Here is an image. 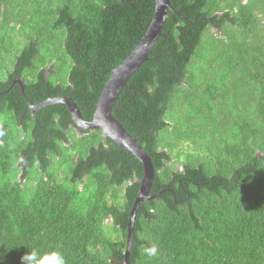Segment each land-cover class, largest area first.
I'll return each mask as SVG.
<instances>
[{
  "label": "trees",
  "instance_id": "1",
  "mask_svg": "<svg viewBox=\"0 0 264 264\" xmlns=\"http://www.w3.org/2000/svg\"><path fill=\"white\" fill-rule=\"evenodd\" d=\"M170 1L112 109L155 169L130 263L264 264V0ZM154 10L155 0H0V264L31 249L123 264L142 163L102 131L79 136L63 104L32 117L11 85L24 77L33 104L70 97L91 121Z\"/></svg>",
  "mask_w": 264,
  "mask_h": 264
},
{
  "label": "water",
  "instance_id": "2",
  "mask_svg": "<svg viewBox=\"0 0 264 264\" xmlns=\"http://www.w3.org/2000/svg\"><path fill=\"white\" fill-rule=\"evenodd\" d=\"M173 11L170 0H155V10L150 26L135 49L128 57L112 71L107 80L98 102L92 120L87 121L76 102L70 97L48 98L44 102L33 104L24 92V81L16 80L21 87L22 95L30 111L35 115L37 110L47 108L52 105L63 104L70 112V115L81 131H102L105 138L113 140L121 148H125L139 159L143 166V175L140 188L130 212L127 228V246L123 264H131L130 256L134 241V226L137 213L142 203L148 200H155L157 196H150L155 176V169L149 154L143 149L139 142L134 139L125 127L113 116L112 109L116 99L136 71L149 60L152 49L157 44L162 35L169 12Z\"/></svg>",
  "mask_w": 264,
  "mask_h": 264
},
{
  "label": "clouds",
  "instance_id": "3",
  "mask_svg": "<svg viewBox=\"0 0 264 264\" xmlns=\"http://www.w3.org/2000/svg\"><path fill=\"white\" fill-rule=\"evenodd\" d=\"M47 77H49V73L47 74ZM17 79H22L24 81V87H25V78L23 77H17ZM18 84V83H17ZM19 85V84H18ZM25 92V91H24ZM26 94V93H25ZM27 96V95H26ZM64 97V96H61ZM67 97V96H66ZM50 98V97H49ZM56 98V97H52ZM29 99V98H28ZM48 99V98H47ZM46 99V100H47ZM45 101V100H44ZM43 101V102H44ZM53 106V105H52ZM50 107V106H49ZM29 108V107H28ZM30 110V109H29ZM41 110V109H40ZM36 113V112H35ZM36 115V114H35ZM75 124V123H74ZM76 127V125H75ZM77 131L85 132L78 130ZM92 132V131H90ZM136 199V198H135ZM132 210V209H131ZM136 222V220H135ZM129 223V222H128ZM135 227V226H134ZM144 252L147 256L152 257L156 255V248L155 247H146L144 249ZM21 264H66V260L64 256L57 251H53L50 253L41 254L35 249H31L28 252H26L23 256H21Z\"/></svg>",
  "mask_w": 264,
  "mask_h": 264
},
{
  "label": "flooded vegetation",
  "instance_id": "4",
  "mask_svg": "<svg viewBox=\"0 0 264 264\" xmlns=\"http://www.w3.org/2000/svg\"><path fill=\"white\" fill-rule=\"evenodd\" d=\"M17 77H20V76H17ZM17 77L16 78H14L13 79V83H12V85H11V88H13V87H15V88H17L18 86L20 87V85H18L17 83H14L16 80H21V79H17ZM23 78V77H22ZM13 86V87H12ZM21 88V87H20ZM1 96V95H0ZM38 105V104H37ZM30 113H31V116L32 117H34V118H36V115H33L32 114V112L30 111ZM9 119V118H8ZM20 122H21V129L22 130H25L26 132H30V131H32V128H33V123L30 121V120H25V119H23V117L21 116L20 117ZM7 125H6V128L7 129H9V125L8 124H10L11 125V121L10 122H7L6 123ZM25 127H26V129H25ZM79 130V129H78ZM77 132V134L80 136V131H76ZM46 134V131H45V129H39L38 130V134ZM25 134H27V133H25ZM31 156H33V157H38V156H41L40 155V152L39 151H34V152H31V154H30Z\"/></svg>",
  "mask_w": 264,
  "mask_h": 264
},
{
  "label": "rangeland",
  "instance_id": "5",
  "mask_svg": "<svg viewBox=\"0 0 264 264\" xmlns=\"http://www.w3.org/2000/svg\"><path fill=\"white\" fill-rule=\"evenodd\" d=\"M218 36H219V32H217L216 33ZM39 62H41V61H39ZM57 75H60V74H65L66 72H67V69H66V67L65 68H63V67H57ZM54 75H56V74H53V76ZM188 153L189 154H193V151L192 150H188ZM174 160H176V164H175V168H180L181 167V159H179V158H175V159H173V162H174Z\"/></svg>",
  "mask_w": 264,
  "mask_h": 264
},
{
  "label": "bare ground",
  "instance_id": "6",
  "mask_svg": "<svg viewBox=\"0 0 264 264\" xmlns=\"http://www.w3.org/2000/svg\"><path fill=\"white\" fill-rule=\"evenodd\" d=\"M116 103V102H115ZM155 178V177H154ZM155 181V180H154ZM153 186V185H152Z\"/></svg>",
  "mask_w": 264,
  "mask_h": 264
}]
</instances>
